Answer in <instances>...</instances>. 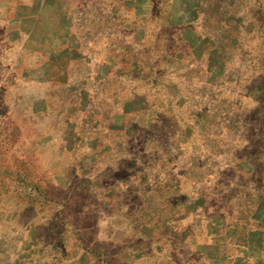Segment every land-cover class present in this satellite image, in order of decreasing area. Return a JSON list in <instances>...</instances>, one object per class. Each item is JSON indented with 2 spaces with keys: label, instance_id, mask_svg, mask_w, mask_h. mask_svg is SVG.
I'll return each instance as SVG.
<instances>
[{
  "label": "rangeland",
  "instance_id": "obj_1",
  "mask_svg": "<svg viewBox=\"0 0 264 264\" xmlns=\"http://www.w3.org/2000/svg\"><path fill=\"white\" fill-rule=\"evenodd\" d=\"M255 17L0 0V264H264Z\"/></svg>",
  "mask_w": 264,
  "mask_h": 264
},
{
  "label": "trees",
  "instance_id": "obj_2",
  "mask_svg": "<svg viewBox=\"0 0 264 264\" xmlns=\"http://www.w3.org/2000/svg\"><path fill=\"white\" fill-rule=\"evenodd\" d=\"M150 1H152V0H150ZM246 5L247 6H246V9L244 10V12H249V10H250V9H248L249 4L247 3ZM253 22H254L255 25H254V28H253L254 32L251 35V37L252 38H256V39H259V38H263V39L261 41L260 46L258 47L257 55L255 56V58L257 59L258 63H255V65L252 66L253 69H254L252 71V75H255V77L257 76L258 78H260V81L262 83V88L264 90V50H263V46H264V35H263L264 34V32H263L264 30L263 29L264 28H261V25L259 24V21L256 19V17L254 18ZM260 32H263V33H260ZM259 68L261 69V73L258 76V75L255 74V71H257V69H259ZM247 73L248 72H246V71H242L241 72V77L243 79L247 80L248 83L250 84L251 87L249 89H250V93H251V91L254 89V86H253L254 83H253V80L252 81L250 80V75L247 74ZM241 86H242L241 91H245L244 90L245 89L244 88V85H241ZM250 93L248 92V95L247 94H244V96L246 98L245 99L246 105L247 104H255V107L253 108V110H251V112H256L259 115H264V111H263L264 110V105L261 104L262 98L260 97L258 99H254V98L250 97L251 96ZM262 96L264 98V93H263ZM261 121L263 122L264 120H261ZM259 126H261V125H259ZM263 129L264 128H261V130H263ZM263 145H264V143H263ZM262 149H259V151L262 150L264 152V148H262ZM245 157H250V155L249 154H245ZM256 168H259V167H256ZM257 177L258 176H256L255 180L257 179ZM253 180H254V178H253ZM257 190H259V189H256L255 191H257ZM250 195H251V193H250ZM256 197H262L263 198L262 200H264V194L262 196H260V194H259V196L257 195Z\"/></svg>",
  "mask_w": 264,
  "mask_h": 264
}]
</instances>
